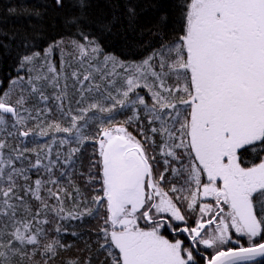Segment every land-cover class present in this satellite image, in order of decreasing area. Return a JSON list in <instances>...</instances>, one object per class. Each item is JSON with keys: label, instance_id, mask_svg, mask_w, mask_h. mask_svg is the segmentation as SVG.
<instances>
[{"label": "snow or ice", "instance_id": "snow-or-ice-1", "mask_svg": "<svg viewBox=\"0 0 264 264\" xmlns=\"http://www.w3.org/2000/svg\"><path fill=\"white\" fill-rule=\"evenodd\" d=\"M5 11L0 264H264V0Z\"/></svg>", "mask_w": 264, "mask_h": 264}, {"label": "trees", "instance_id": "trees-1", "mask_svg": "<svg viewBox=\"0 0 264 264\" xmlns=\"http://www.w3.org/2000/svg\"><path fill=\"white\" fill-rule=\"evenodd\" d=\"M16 0H0V19L7 21L5 27H10L12 25H18L20 21L15 20L14 18L8 17L5 9L9 6H14Z\"/></svg>", "mask_w": 264, "mask_h": 264}]
</instances>
